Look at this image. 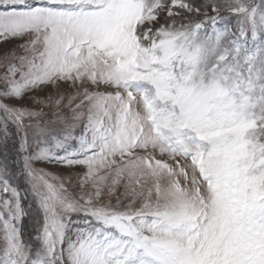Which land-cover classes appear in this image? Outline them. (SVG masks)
Masks as SVG:
<instances>
[{
  "label": "snow or ice",
  "instance_id": "1",
  "mask_svg": "<svg viewBox=\"0 0 264 264\" xmlns=\"http://www.w3.org/2000/svg\"><path fill=\"white\" fill-rule=\"evenodd\" d=\"M0 264H264V0H0Z\"/></svg>",
  "mask_w": 264,
  "mask_h": 264
},
{
  "label": "rangeland",
  "instance_id": "2",
  "mask_svg": "<svg viewBox=\"0 0 264 264\" xmlns=\"http://www.w3.org/2000/svg\"><path fill=\"white\" fill-rule=\"evenodd\" d=\"M36 167H37V168H43V169H46L47 171H50V172H57V173L63 172L65 175H67V172H68V170L63 169V168H62L61 166H59V165H51V164H43V163H40V164H37ZM72 171H73V172H75V171H79V169L72 170ZM18 183H19V185H20V187H21L22 190L26 187V185H25L23 179H20V180L18 181ZM70 190H71V189H70ZM28 202H31V197H29V201H28ZM26 203H27V202H26ZM34 207H35V205L33 204V208H34ZM25 222H26V224L28 225V229L26 230V233H25V238L27 239V231H30V230H31V227H32V225H33V223H34V220H32V219H28V220H26Z\"/></svg>",
  "mask_w": 264,
  "mask_h": 264
}]
</instances>
